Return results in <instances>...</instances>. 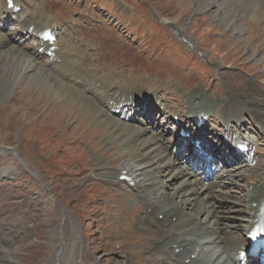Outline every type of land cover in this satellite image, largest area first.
I'll use <instances>...</instances> for the list:
<instances>
[{"label":"rangeland","instance_id":"rangeland-1","mask_svg":"<svg viewBox=\"0 0 264 264\" xmlns=\"http://www.w3.org/2000/svg\"><path fill=\"white\" fill-rule=\"evenodd\" d=\"M0 1L2 2L0 6H2L4 0ZM21 1H24L28 7V4H31L29 9H37L36 20L43 19V21L38 22V26L36 25L39 29L47 27V19H55L59 24H62L58 25L56 22V28L66 31H61L62 35L65 36L69 35L70 31L76 33V31L82 29L84 34L82 32L79 36L67 38L64 40V44L78 45L76 47L78 52H80V45L83 53H88V57H92V59L86 60L85 63L89 67L93 65V72H95V63L98 65L97 71L104 75L108 71L107 67H112V69L123 73L120 82L125 85H133V82H136L140 76L149 72L150 74L146 77L154 80V85L158 88L162 86L158 80L161 83L171 81L169 72L172 76L177 77L178 75L179 81L184 83L185 87L183 85L179 86L180 82H178L179 84L171 82L169 89L174 90V94L167 100L165 112L154 107L150 118L142 120V124H145L158 136L162 134L161 140L166 143L174 139V131L171 127L172 120L166 122L168 117L166 112L181 111L184 105L185 109L186 107L189 108V104L184 99L185 94L193 87L200 86V93L203 92V96L208 98L204 106L215 111V107L211 106L214 102H212L209 94L213 93L211 96L216 98V102H221L225 96L231 94L227 88L231 91L235 89L234 78L238 75L235 74L229 77V74L242 73L248 79H261L264 82V30L260 34L264 20L260 24L257 22L252 23L249 18H242L241 20L237 18L238 28L244 29L245 33L243 32V35L239 32L235 33L230 29V24L220 20V16L217 17L221 10H217V8L214 10L208 6L206 1L214 0H136L142 2L145 6L144 9H138V4L135 5L133 9L135 16L133 17L137 19V22L129 21L133 14L132 5L135 0H126L130 3L127 2L129 7H118L116 5V3L118 4L117 0H48L45 8H43L42 0ZM228 1L222 0L221 3L225 5ZM6 3L8 2L6 1ZM19 8V11L25 12L19 6L17 10ZM120 8H125L121 15ZM44 9L46 14L43 12ZM1 10L3 9H0V12ZM237 10L238 7H236ZM20 15L18 13L17 16ZM157 16L160 17L163 23L160 22ZM228 20L231 21L232 18ZM4 21L6 22L4 25L0 22L2 26L0 34L5 35L11 42H6L5 37H3V41L1 39L2 47L6 43L17 46L19 41H22L20 42L21 46L24 45L25 41L23 39L18 40V42L16 39L21 38V35L26 37L25 34L18 33L16 30L11 32L12 29L16 28V23H10L9 20ZM139 21L142 22L140 25H138ZM100 23L105 24L106 28L98 29L96 25ZM156 24L164 26L167 30ZM150 29H152V33ZM178 30L185 39L178 35ZM167 31L185 48L187 44L184 40L191 41L194 45L191 43L190 45L194 47V51H191V53L185 52L169 35H166ZM83 35L85 39L86 37L93 39L86 42L85 39H81ZM95 37L102 38L103 41ZM104 37L105 39H103ZM26 38L29 39L32 46L27 44L24 46L25 49L35 47L36 50L39 49L44 52L39 46L37 47V44L29 36ZM36 40L38 41V39ZM40 44H42V40ZM198 45L201 48H198ZM25 49L21 48L20 50ZM98 50L101 51L100 55H94V53L99 52ZM45 52L49 53L48 50H45ZM254 53L256 56L253 55ZM79 55L82 56L83 54ZM15 62L19 67L22 66V61L19 59ZM39 63L42 65L43 74L41 73L35 79L26 77L25 81H23V77L22 79L19 77V75L21 76V73L18 74L19 71H17V74H11L8 68L0 69V143L13 149V151H10V157L13 159L12 156H14L17 160V170L13 174H3L5 163L9 159L5 158L0 152V246L2 245L0 253L5 254L9 251L12 256L14 255L12 261L8 264H47L46 262L52 257L55 248L56 238H54L53 233L61 223L56 214L62 210L64 211L66 206V209L70 212L69 216L74 221L82 223L83 226L89 222L91 224V228H89L92 230L91 235H84L85 248L90 250L92 244L103 243L107 252L112 250L108 254L109 259L107 261L108 264H112L115 260L114 253L120 249V245L116 241H120L118 234L121 227L117 224L122 218V211L129 213V204H132L131 208H135L137 199L131 198L130 202L122 204L121 208L110 202L111 208L106 214H103L101 205L105 200L102 199V196H104L103 193L106 190L103 186L94 183L101 178L99 170H96L97 165L99 166L102 163L101 166L103 167L115 154L119 153L118 148H121V146L117 147L116 144L112 146L111 143L106 144L107 139L102 134L100 126L103 128L109 127V121L99 122V120L94 121V118L84 121L81 119L82 117H76V112L71 113L66 110L65 114L61 113V101L54 100L52 97V92L57 90V87L52 84V77L51 79L47 77L49 73L44 69L43 63ZM243 67L254 74L247 73ZM54 69L59 70L53 73ZM112 69L109 72L114 71ZM59 72H61L60 68L52 69L53 80L58 83L64 82L60 76L64 74ZM100 74L95 75L110 80L109 77ZM68 75L78 77L80 72L76 70L64 76L68 77ZM173 80L176 81L177 78ZM66 81H68V78H66ZM27 82L31 83V87L24 93ZM49 85L51 88H48ZM142 85L145 86L144 83ZM118 87H121L120 92L123 93L120 94L121 98L125 99L129 96L126 93L129 90L126 92L123 90L125 86L118 85ZM42 90L45 94L47 93L46 97L39 96L35 99L36 93H41ZM60 91L71 98V92L67 86L61 88ZM85 94L88 95L87 92ZM158 94L165 97L163 92ZM234 94L230 95L227 101H237ZM164 97H161V99ZM93 99L101 102L95 95ZM256 99H260V96L257 95ZM196 100V98H192V102ZM231 101H229V104L232 103ZM78 105L80 104L75 101V106ZM257 105L259 107L257 112L264 117V102ZM232 108L235 107L232 106ZM93 109L95 110L94 107ZM159 112H163V115L159 116ZM260 115L257 116L261 119L255 118V120L264 125ZM215 121L217 119H214ZM214 126L217 127V124ZM258 137H260L263 148L260 161L263 164L264 135L260 133ZM12 152H18L16 153L17 156ZM18 155L26 164L20 162ZM50 156L52 157L49 158ZM116 157L114 156V158ZM114 158L113 164L115 165ZM120 159H118V162ZM178 161L187 166L186 163H183L182 157L178 158ZM80 167L85 170L78 174L75 173L74 171ZM105 172L107 178H109L110 173ZM261 175L259 174V178ZM168 177L165 176L164 179L169 180ZM57 179L61 181H57ZM194 179H196V175L190 178V180ZM64 180H66L65 183ZM229 182L234 184L216 185L214 189L212 188L213 190L209 191L218 196L216 200L226 201L228 204L240 203L239 200H242L245 182L237 176L236 178L230 177ZM46 185L57 186L54 191L58 194L59 201L57 200L51 210L43 214L41 210L44 208V200L48 198L47 195L51 191L46 189ZM176 185L177 183L171 185L168 191L173 193ZM177 189H180V185ZM56 193L55 200L57 199ZM165 193L158 192L156 194L159 197L160 204H162ZM202 197L205 200L206 196L203 195ZM194 203L197 206H189L187 212H190V214L197 213V200ZM140 207L141 205L138 209ZM84 215L88 216L86 220L78 219ZM72 219L71 221L74 222ZM86 238L88 241L85 240ZM129 243L131 244L130 249H125L122 253L127 264H149V257L144 252H137L139 249V244H136L137 241L130 239ZM210 250L211 248L207 249V251ZM205 257L206 254L201 255L199 262L202 263ZM118 259L119 261L122 260L121 258ZM126 262L123 264H126Z\"/></svg>","mask_w":264,"mask_h":264},{"label":"bare ground","instance_id":"bare-ground-1","mask_svg":"<svg viewBox=\"0 0 264 264\" xmlns=\"http://www.w3.org/2000/svg\"><path fill=\"white\" fill-rule=\"evenodd\" d=\"M42 1L43 8H45L48 0ZM221 1L222 0H214L206 2H208V6L212 9L215 10L217 8V10H221V12H217V17L220 16V20L224 23L230 24V29L235 33L239 32V34L242 35L245 33L244 29L238 28V19L249 18L252 23L257 22L260 24L264 20V0H229L225 5H223ZM117 2L118 4L116 3V5L118 7H129L130 4L129 1L126 0H117ZM134 2L135 3L132 5V11L136 4H138V9L145 8L141 2L136 0ZM1 3L2 2L0 1V4ZM3 3L4 4L0 6V9H3L0 14L6 16H2L0 22L2 24L3 20H9L10 23L16 22L19 27L12 29L11 32L16 30L18 33L25 34L26 37L29 36L32 41L37 44V47L39 46L44 52L39 49L36 50V48L25 49V45L31 44L29 39L22 37L21 34V38L15 39L17 42L18 40L23 39V41H25L24 45L21 46L20 42L22 41H19V45L17 46L6 43L2 47L1 42L3 41V37H5L6 42L11 41L8 40L5 35L0 34V69L8 68L11 74H17V71H19L18 74L21 73V76L19 75V77L21 79L23 77V81H25L26 77H30V79L39 77L43 72L42 65L39 63L42 62L44 69L49 73L47 77L49 79L52 77V84L57 87V90L52 92V97L54 100L61 101V113L65 114L67 111L71 113L76 112V117H82L81 119L84 121H88L90 118H94V121L99 120V122L109 121V127L103 128L100 126L102 134L106 136V144L111 143L112 146L114 144H116L117 147L121 146V148H118L119 153L114 155L117 157L114 158L113 156L114 161L116 162L115 165L113 164V158L105 163L103 167L101 166L102 163H100L99 166L97 165L98 168L96 167V170H99L101 178L94 183L103 186L106 190L103 193L104 196H102V199L105 200L103 205H101L103 214H106L111 208L110 202L113 203L114 206L116 204L118 208H121V205L125 203L128 204L131 198L137 199V205L135 208H131L132 204H129V213L122 211V218L117 224L121 227L118 234L120 241H116V243L120 245V249L114 253L115 260L112 264H123L126 262V260H124L125 256L122 253H124L125 249H130V239L137 241L136 244H139L137 252H144L145 255L149 257V264H238L236 257L240 251L246 249L248 231L264 210L262 207V204L264 203V162L263 164L259 162L261 161L263 148L262 143L260 142V137H258L260 133L264 135V125L260 121L255 120V118L259 120L261 119L257 116L260 115L257 112V109L259 108L257 104L264 102V82L261 81V79H248L247 76L242 73H231L229 74V77L235 74L238 75L234 78L236 84L235 89L231 91V89L227 88L231 94L225 96L221 102L215 101L216 98L211 96L213 93L209 94V97L212 98V102H214L211 106L215 107V111L204 106L205 101L208 98L203 96V92L200 93V86H195L185 94L184 101L189 104V108L186 107L185 109L184 105L183 111L177 110L166 112L168 115L167 120L174 119L177 115H187L186 119L191 120L192 117L201 112L209 114L207 122H214V119H217L219 126H222L219 130L223 137L228 136V141L231 143L234 142L235 145L243 144V146H245L247 144L250 147L248 154L253 156V160H251L250 163H246L247 159L244 155L238 163L241 164L240 166L231 167V169H229L236 171L235 174L234 172H231L229 175H226L225 172H221L217 176L218 178H221V183L226 185H230L228 178L232 175L237 176L241 181L245 182L243 185V187H245L243 188L244 193L242 195V200H239L240 203L235 204L233 202L232 204H228L226 201L216 200L218 196L213 195L210 192L214 189V183L204 186L199 178H196L194 181L190 180V177L194 175L191 169L188 166L179 163L174 154L178 147V143L181 141L180 138L175 140L174 137L173 140L166 143L161 140L162 134L158 136L157 133L151 131L145 126V124H135L132 122L134 120V115L131 114L132 111L136 110L137 113L139 110L143 113L141 116H145L146 118L150 116L154 109V105L149 106L147 109H144V107L146 105L145 102H154L152 100V96L154 95L159 100H162V102L160 101V105L164 106V108L166 107L167 100L174 94V90L169 89L170 83L179 84L178 82H180L179 86L183 85L185 87V84L179 81L178 75L177 77L174 75L172 76L171 72H169L171 81L161 83L160 80H158L159 84L162 85L161 88L154 85V80H151L150 77H146L150 74L149 72L140 76L136 82H133V85L121 84L120 81L123 73L112 69V67H107L108 71L105 72V75L100 74L97 71L98 65H96L95 62V72H93V65L89 67V65L85 63L86 60L92 59V57H88V53H83V49L80 45V52H78L76 49L78 45L73 46L64 44V40L67 38L69 39L73 36H79L82 32L84 34L82 29L76 31V33L70 31L69 35L66 34L67 36H65L62 35L61 31L55 30V23L57 22L55 19H47V27L40 30L36 27V25L38 26V22H41L36 20V8L35 10L30 8L28 9L29 12L26 13L22 11L17 12L18 6L24 10L26 9L24 2L21 0L19 2L14 0L15 6L13 8H8L6 0H4ZM28 5L30 7L31 4ZM234 6L238 7L237 11ZM124 11L125 8H120V15ZM43 12L46 14L45 9ZM18 13L21 14L19 17L17 16ZM147 14L151 15L149 12H147ZM133 16H135L134 11L129 18V21L137 20ZM229 18H232V20H228ZM158 19L163 23L160 17H158ZM28 21H30V23H28ZM244 21H246V19H244ZM141 23L142 22L139 21L138 25ZM52 25H54L53 29L51 28ZM58 25L62 24L58 23ZM262 25L260 34L264 30V24ZM30 26H33V28L31 29ZM96 26L98 29L102 27L106 28V25L101 23ZM159 26L165 28L162 25ZM0 28H2L1 24ZM48 29H50V31H47ZM165 29L167 30V28ZM150 31L152 33V29H150ZM141 34L143 35V33ZM166 35H169L170 38L173 39L178 46L183 48L185 52L191 53V51H193L191 48H184V46H182L178 40L173 38L168 31ZM178 35L185 39V37L180 34L179 30ZM148 36L151 37L149 34ZM95 38L102 40V38L99 37ZM36 39H38V41ZM81 39H85L84 35ZM89 39L93 38L86 37L85 41L88 42ZM103 39H105V37ZM41 40L42 44H40ZM184 41L186 44L191 43L194 45L189 40ZM199 45L198 48H201ZM61 46L63 47L61 48ZM21 48H24L25 50H20ZM45 50H48L49 53H46L47 51L45 52ZM52 52H54L53 55ZM100 52L101 51L96 52L94 55H100ZM79 54L83 55L81 56ZM253 55L256 56L255 53ZM17 59L22 61L21 67L15 62ZM258 61H260V59H258ZM53 68H60L64 75L78 70L80 75L78 77L76 75H68V77L60 75L64 82L58 83L53 80V73L56 71L54 69L52 73ZM111 69L114 71L109 72ZM245 71L247 73H252L248 69H245ZM95 74L109 77L110 80L100 78ZM66 78H68V81H66ZM157 78L159 79V77ZM174 78H177V80L174 81ZM141 82L144 83L146 87L143 86ZM118 85L122 87L125 86V88L123 87L125 92L129 90V92H126L129 96L125 99L121 98L120 94L123 93L120 92L121 87H118ZM64 86H67L71 92V98L60 91ZM30 87L31 83L27 82L24 88V93L27 92ZM233 87L234 86L232 85V88ZM48 88H51V86L49 85ZM161 90L165 94V97L162 99L156 94ZM42 91L44 92V90ZM144 91L147 92L145 93ZM43 92L36 93L35 99L39 96L45 98L47 93L45 94V92ZM86 92L88 95L85 94ZM232 93L237 97V101H227L230 95H233ZM94 95L97 96L101 102L94 100ZM257 95L260 96V99H256ZM192 98H196L197 100L192 102ZM251 100L253 101L250 102ZM75 101L80 105L75 106ZM229 101L232 103L229 104ZM128 105H131V111L129 114L126 113V106ZM138 106L141 107V110L140 108L136 109ZM232 106L235 108H232ZM123 114H125L128 119H122L121 116ZM158 115H163V112ZM221 115H224L225 119L219 121L218 118H220ZM260 116L264 121L263 115ZM195 122L196 119L194 117V124ZM246 123L249 127L246 126ZM259 123H261V125H259ZM179 125H182V123L180 122ZM213 130L214 132L212 134L217 137L219 133L215 131V128ZM244 130H250L252 132V137H244L242 135V131ZM87 144L89 145V143ZM209 146L210 148L214 147L212 144H209ZM10 151H13V149L7 148L0 143V152H2L5 158L9 159L8 162L5 163L3 169V174L6 175L13 174V172L17 170V160L12 155L13 159L10 157ZM16 153L18 152L13 154L16 155ZM219 155H221V151H219ZM219 155H217V157L220 160H222V158L230 160L229 156L220 157ZM51 157L52 156L49 158ZM18 158L22 164H26L21 156L18 155ZM119 158L121 159L118 162ZM84 170V168L80 167L73 171L78 174ZM105 171L110 173L109 178H107ZM173 171L175 172L173 173ZM69 172L72 173L70 170ZM123 174L131 176V179L135 182L134 186H130L128 182L120 180V176ZM259 174H262L260 178ZM33 175L37 176L35 173H33ZM112 175H114V177H112ZM165 176H169V180H165ZM58 180L61 181L60 179H57V181ZM66 180H64V183ZM174 183H177L176 189L173 193H170L168 190ZM179 185L180 189H177ZM55 188H57L56 185H52V187L46 185V189L51 191L52 189L54 191ZM51 191H49L48 195ZM53 191L49 196L47 195L48 200H44V208L41 210L43 214L51 210L57 200L59 201V196L54 191L57 194V199L55 200V193ZM158 192H166L162 198V204H160L159 197L156 196ZM203 195L206 196L205 200H203ZM128 196L130 197L127 198ZM196 200L198 202L197 213L190 214V212H187L189 206L194 207L196 205V203H194ZM140 205L141 207L138 209ZM66 208L67 207L65 206L64 211L62 210L63 212L61 211L56 214V217L60 219L61 223L60 226L57 227L58 232L56 230L53 233L54 238H56L54 245L55 248L52 257L46 263L108 264V254L112 250L107 252L106 246L103 243L92 244L90 250H87L85 248L84 235H91L92 230L89 229L91 228V224L89 222L83 226L82 223H77L69 216L70 212ZM87 218L88 216L84 215L78 219L86 220ZM71 219L75 223L72 222ZM3 231L5 230L3 229ZM85 240L88 241L87 238ZM49 241L51 240L49 239ZM208 248H211V250L208 251L207 257L202 263H200L199 256L205 253ZM13 256L9 251L5 254H1L0 264H8L12 261L11 259ZM118 258H121L122 260L119 261ZM187 260L189 261L186 262Z\"/></svg>","mask_w":264,"mask_h":264},{"label":"snow or ice","instance_id":"snow-or-ice-1","mask_svg":"<svg viewBox=\"0 0 264 264\" xmlns=\"http://www.w3.org/2000/svg\"><path fill=\"white\" fill-rule=\"evenodd\" d=\"M11 2V0H9V3Z\"/></svg>","mask_w":264,"mask_h":264}]
</instances>
